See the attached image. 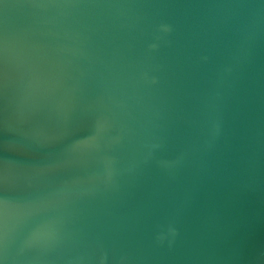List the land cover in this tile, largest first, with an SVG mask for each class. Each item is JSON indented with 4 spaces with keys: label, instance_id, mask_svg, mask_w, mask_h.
<instances>
[{
    "label": "water",
    "instance_id": "95a60500",
    "mask_svg": "<svg viewBox=\"0 0 264 264\" xmlns=\"http://www.w3.org/2000/svg\"><path fill=\"white\" fill-rule=\"evenodd\" d=\"M0 264H264V0H0Z\"/></svg>",
    "mask_w": 264,
    "mask_h": 264
}]
</instances>
